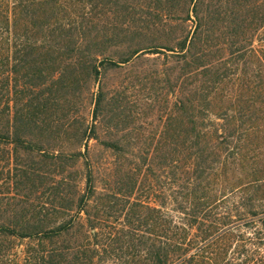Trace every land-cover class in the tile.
I'll list each match as a JSON object with an SVG mask.
<instances>
[{"label":"trees","instance_id":"obj_1","mask_svg":"<svg viewBox=\"0 0 264 264\" xmlns=\"http://www.w3.org/2000/svg\"><path fill=\"white\" fill-rule=\"evenodd\" d=\"M263 26L264 0H0V264H264Z\"/></svg>","mask_w":264,"mask_h":264},{"label":"rangeland","instance_id":"obj_2","mask_svg":"<svg viewBox=\"0 0 264 264\" xmlns=\"http://www.w3.org/2000/svg\"><path fill=\"white\" fill-rule=\"evenodd\" d=\"M254 46L256 48H258L262 54L264 53V26L258 31L257 35L255 36ZM256 228L258 229L261 227L256 226ZM263 230H264V228H263ZM253 231H254L253 228L246 229V232H248L250 236H255V235H253ZM261 250L264 251V246L262 247Z\"/></svg>","mask_w":264,"mask_h":264}]
</instances>
